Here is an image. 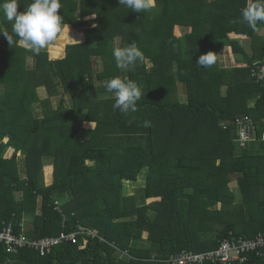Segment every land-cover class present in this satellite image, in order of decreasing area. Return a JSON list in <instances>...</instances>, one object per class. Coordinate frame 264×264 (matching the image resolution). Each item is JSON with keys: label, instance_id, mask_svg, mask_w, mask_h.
<instances>
[{"label": "trees", "instance_id": "1", "mask_svg": "<svg viewBox=\"0 0 264 264\" xmlns=\"http://www.w3.org/2000/svg\"><path fill=\"white\" fill-rule=\"evenodd\" d=\"M17 2L22 12L32 0ZM255 2L154 0L151 11L137 14L119 0H61L64 23L82 30L85 42L68 45L62 60L41 50L34 67L0 14V30L12 38L10 44L0 33V231L13 221L17 235L21 223L33 225L26 233L36 239L78 227L98 235H80L45 256L0 243V264H174L182 252L210 253L232 238L264 236V81L251 76L264 59V40L253 43L251 58L239 40L255 42L264 30L242 17ZM116 36L144 53L133 71L116 65ZM224 46L246 66L223 70L219 56L212 67L196 64ZM116 76L141 88L135 112L113 108L102 83ZM240 114L252 120L256 138L241 155ZM88 122L96 127L84 129ZM44 158H54L50 185ZM140 177L145 187L126 194L124 182ZM244 257L243 264H264V250Z\"/></svg>", "mask_w": 264, "mask_h": 264}, {"label": "clouds", "instance_id": "2", "mask_svg": "<svg viewBox=\"0 0 264 264\" xmlns=\"http://www.w3.org/2000/svg\"><path fill=\"white\" fill-rule=\"evenodd\" d=\"M119 3L124 8L137 14L151 11L153 7V0H119ZM18 7L17 0H4L0 4V14L12 23V32L19 38V42L23 44L24 48L32 53V55L26 57V63L34 67L36 63L34 56L38 55L41 50L55 44L69 30V26L64 23L63 15L60 14L61 0H32V3L22 12L18 11ZM242 17L254 29L258 23H264V0H256L255 3L246 7L242 11ZM0 33L7 37L10 44L12 43V38L6 32L0 30ZM218 56L220 55L208 52L200 55L196 64L201 67H212L217 63ZM113 57L117 67L127 71H133L138 63L145 61L144 53L137 44L133 42L127 46H122L120 36L113 38ZM104 86L106 92L114 98L113 108L118 109L121 113L135 112L138 101L144 95L138 84L128 77L116 76L110 78L104 82ZM0 92H2V89H0ZM149 123L146 121L145 126H149ZM56 209H59L57 204ZM10 226L13 228L14 234L17 235L13 221L7 222L3 230ZM31 227L33 225L28 222L21 223L22 230L17 236L23 235L29 241L42 239L27 236L26 231L31 230ZM4 245L6 246V244ZM124 254L128 255V252Z\"/></svg>", "mask_w": 264, "mask_h": 264}, {"label": "built area", "instance_id": "3", "mask_svg": "<svg viewBox=\"0 0 264 264\" xmlns=\"http://www.w3.org/2000/svg\"><path fill=\"white\" fill-rule=\"evenodd\" d=\"M251 76L257 82L264 81V59L253 64L251 68ZM234 125L237 127L236 143L239 149L245 150L248 145L256 138L253 133V122L248 117H237ZM264 140V135L263 138ZM80 235L98 238V235L89 229L78 227L77 230L62 234L60 237H46L39 240H28L25 236H17L14 234L13 228H9L0 232V243L7 246L9 252H17L22 248L33 249L39 252L41 256L50 254L51 251L63 242L75 243ZM101 241H104L100 238ZM264 250V236L258 235L254 240H247L244 238H232L226 240L220 247L210 253L193 254L182 252L174 258V264H206L208 262H221L222 264H243L247 261L245 254L251 252H258L260 254Z\"/></svg>", "mask_w": 264, "mask_h": 264}, {"label": "crops", "instance_id": "4", "mask_svg": "<svg viewBox=\"0 0 264 264\" xmlns=\"http://www.w3.org/2000/svg\"><path fill=\"white\" fill-rule=\"evenodd\" d=\"M69 26V30L66 31L60 39H58L55 44L48 48L49 58L51 60H62L66 57V48L68 45H75V44H82L85 42V34L82 30H74L71 25ZM264 30L258 35L257 40L250 39L244 36H239V40L241 45L244 47V51L248 54L249 58L252 57L254 51L252 49V45L262 43L264 40ZM264 51V50H263ZM222 54V55H221ZM219 64L223 70H234L239 67L246 66L245 59L242 54L235 53L232 47L224 46L223 49L220 51L219 56ZM96 68L99 71L104 70L105 65L101 58H97ZM104 85V82L102 83ZM100 82V85H102ZM255 101L250 103V107H254ZM87 124L93 125L94 128L96 127L95 123H85L84 127ZM252 144V143H251ZM241 150H237V154H240ZM241 155V154H240ZM231 188L234 190L235 194L239 196L241 194V188L239 187L238 183L231 184ZM144 239H147L144 237Z\"/></svg>", "mask_w": 264, "mask_h": 264}, {"label": "rangeland", "instance_id": "5", "mask_svg": "<svg viewBox=\"0 0 264 264\" xmlns=\"http://www.w3.org/2000/svg\"><path fill=\"white\" fill-rule=\"evenodd\" d=\"M153 5H154V0H153ZM0 27H1V22H0ZM176 34L179 35L180 34V29L177 30L176 29ZM227 47V46H226ZM230 47V46H228ZM84 129H94L93 125L87 124L86 127H84ZM5 141H8L7 139ZM12 152L10 151V153L8 154V156H11ZM44 162H45V167L43 168V171H45L44 173H46L45 176V183H47L48 185H50L53 181H54V172H55V167H54V158H44ZM69 172L71 171V167L68 168ZM146 181H145V177H140V179L137 182H132V181H125L124 185H125V189H126V194L129 195H133L136 190H138L141 187H145ZM156 200H150V202H154ZM30 227V226H29ZM33 228V227H31ZM143 237H148V234L145 233Z\"/></svg>", "mask_w": 264, "mask_h": 264}, {"label": "water", "instance_id": "6", "mask_svg": "<svg viewBox=\"0 0 264 264\" xmlns=\"http://www.w3.org/2000/svg\"><path fill=\"white\" fill-rule=\"evenodd\" d=\"M237 117H243V115H242V114H240V115H238Z\"/></svg>", "mask_w": 264, "mask_h": 264}]
</instances>
